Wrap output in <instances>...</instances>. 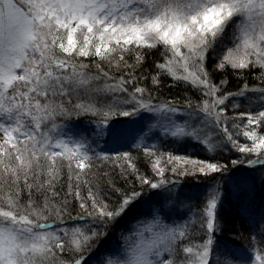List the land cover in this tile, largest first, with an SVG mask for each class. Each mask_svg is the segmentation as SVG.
<instances>
[{"label": "snow or ice", "instance_id": "6c2138e0", "mask_svg": "<svg viewBox=\"0 0 264 264\" xmlns=\"http://www.w3.org/2000/svg\"><path fill=\"white\" fill-rule=\"evenodd\" d=\"M156 50L152 85L167 76L170 86L192 88L199 101L185 97L182 108L154 102L142 85L148 76L136 69ZM111 68L126 71L117 77ZM229 70L238 79L251 72L257 83L244 79L226 91V76L216 80L214 73ZM241 100L248 105L243 112ZM61 120L83 121L91 130L85 135L79 123ZM164 137L212 153L229 146L255 156L234 166H264V0H0V264H91L105 229L144 194L113 186L120 199L110 205L98 196L99 164L119 168L141 189L174 185L165 172L175 175L180 162L193 168L182 175L227 171L148 142ZM101 141L140 150L159 179L142 173L131 151H97ZM72 202L84 214L73 217ZM166 206L150 210L151 218L123 237L111 254L116 259L98 264H264V226L251 249H228L216 239L217 189L187 220L177 213L174 222ZM65 217L84 223L66 227Z\"/></svg>", "mask_w": 264, "mask_h": 264}, {"label": "trees", "instance_id": "16d2710c", "mask_svg": "<svg viewBox=\"0 0 264 264\" xmlns=\"http://www.w3.org/2000/svg\"><path fill=\"white\" fill-rule=\"evenodd\" d=\"M125 58L130 64L133 63V58L131 56H126ZM160 59L161 57L159 56V51L156 50L147 57L145 63L141 67L136 69L137 76L141 74L148 76V79L142 81V85L147 87L153 93V96L155 97L154 102L161 103L164 101L172 100L182 108L185 97H190L194 101H199L201 97L196 91H193L190 87H184L181 85L170 86L172 84V81L167 76H161V83L158 88L152 85L151 74L155 72L154 63ZM213 63L214 60L210 58L209 69H211ZM103 66L105 67V70L109 69V66L107 64H104ZM125 71L126 70H117L115 68H111L112 74L117 77L124 75ZM256 71L259 72V69H256ZM225 76L228 80L226 91L229 92L238 90L244 83V79H246L250 85H254L257 83V81L253 79L251 72H246L244 74V79H238L237 76L233 75L230 70L226 73H214V79L216 80L224 78ZM240 103L241 106L238 111L243 112L246 110V108H248V105L244 103L243 100H241ZM259 107L261 106L257 104L251 108V111L255 113ZM230 115H232L231 112ZM71 122L76 121H70L69 123ZM76 123H79V125L81 126L84 122L80 121ZM169 140H158V143L156 145L160 148L161 151L164 152L196 157L200 160H207L226 165L227 171L209 174L207 176L200 174L179 175L177 174V172L174 175L171 172L166 171L165 177L172 181H175L174 185H168L160 189H150L147 185H144L141 189L139 185L136 184L135 179L132 176H129L128 182H126L121 177L119 168H113L110 163L99 164L97 168L94 169V180L98 185V196L105 199L110 205L114 206L120 199L119 193L113 190V186L123 191H128L131 187H136L137 190L143 191L144 193L139 201L135 205H133L124 216H122L119 220L109 225V227L105 229V231H107L106 237L108 238L111 235L112 237L116 235V233L119 231V228L124 227L132 217L140 213L145 204L151 203L157 206V203H160L164 199L163 194L165 192L174 191L177 194H180L181 198L193 196L192 209L194 210L195 214L204 203L206 194L209 192V190L217 189L220 193L221 198V207L218 210V218L220 220L222 231L217 235L216 239L219 241L221 246L226 248H232L236 246V242L232 240L234 237H236L237 239L240 238L241 240H244L246 242H249L253 236H256L258 240L261 239L258 233L261 227L264 226V222H261L262 224H260L259 226L257 224L253 228L250 227V224L248 223L250 218H259L261 214V212H259L258 209L256 210V207H254L256 202L254 204L252 201H254L255 199H253V197L248 193V191H246V189L241 188L236 190V192L234 193L232 191L233 187L231 185V180L235 179V177L237 176H249L251 178L260 177L259 174L264 172V166H250L248 163L235 166L232 164L233 160L255 159V156H244L243 154L231 149V147L229 146H224L223 148L221 147L219 148L220 150H218V152L211 153L206 151L203 146H200L197 143L189 142L185 144H173L168 142ZM241 142H244L242 137ZM119 150L121 149L119 148ZM123 150L125 149H122V151ZM128 151H131L133 153V156L137 158L136 165L142 173L147 175L149 178L156 180L159 179V177H155L151 172L149 163L140 150L131 147V149ZM105 172H108L109 175L105 176ZM109 181H111V184L109 183ZM258 199L261 200V196ZM246 201H251L252 203L248 205V202ZM70 211L73 217L77 216L78 213L84 214L83 210L80 209L78 203L76 202H72ZM177 220H180V216H177ZM49 223L52 224L51 221H49ZM77 223L83 224L84 221L70 220L65 217V226H72ZM53 226L55 225L53 224ZM239 233H242L247 237L244 239L239 235ZM202 235V233H199L198 238L202 237ZM63 258L68 259V256L65 255Z\"/></svg>", "mask_w": 264, "mask_h": 264}, {"label": "rangeland", "instance_id": "374dc122", "mask_svg": "<svg viewBox=\"0 0 264 264\" xmlns=\"http://www.w3.org/2000/svg\"><path fill=\"white\" fill-rule=\"evenodd\" d=\"M254 118H258V117H254ZM155 119L156 118L154 117L152 122H155ZM176 121L178 123H183V119L180 118L179 114L176 117ZM58 123H69V121L61 120V121H58ZM71 123H76V122H71ZM80 127L83 129L85 135H87L91 130L90 127L85 126V123H83ZM65 131H67V129H65ZM169 139H172V138L170 137H164L162 139L154 138L152 140H149L148 142L157 144L158 140H169ZM219 139H220L219 137H214V140L218 141ZM93 146L95 147V145ZM221 147L223 148L224 145H221L220 147H218L216 152H218V150H220L219 148ZM115 148H118V149L120 148L121 150L119 151H122V149H125L123 151H128L131 149V147L128 146L127 144L114 145L111 142L105 144L103 141H101L97 151L101 149H115ZM180 164L181 166L177 167V174L181 175V173L184 172L185 170H187L188 173L193 171L192 165L184 164L183 162H180ZM259 176L260 177H257V178H254V177L251 178L249 176H246V177L237 176L235 177V179L231 180V185L233 187L232 191L235 193L236 190L238 189H241V188L246 189V191H248V193L253 197V199H255L254 201H252L254 204L256 202L254 207H256V210L258 209V211L261 212L259 218L249 219L248 223L250 225L249 224L248 225L252 228L256 226L257 224L259 226L260 224H262L261 222H264V172L260 173ZM209 191H211V189ZM260 196H261V200L258 199ZM169 197H171V199H169ZM163 198L164 199L160 203H157V206L151 203L145 204L144 208L140 211V213L132 217L130 221L126 223L124 227L119 228V231L116 233V235H114L113 237L111 235L108 238L105 237L104 239L100 240L99 246L95 249L94 252L91 253V256L89 257L91 264H98V261L107 260L108 258L116 259V257L112 256L111 254L113 251L120 249L123 243V237L128 235L130 230H133L136 227H138L139 222L141 220L150 219L151 217L148 216V213L150 212V210L159 209L161 207V204L164 203L165 201H167V206L165 208V211L170 213V215L172 216V220L174 222H180V220H177V216H178L177 213L181 214L184 220H187L189 217L194 215V210L192 209L193 196L181 198L180 194H177L176 192L171 191V192H165L163 194ZM246 202H248L247 203L248 205L252 203L251 201H246ZM55 226H53L52 224V227H55ZM66 227H70V226H66ZM239 235L243 237L244 239L247 237L242 233H239ZM232 240L236 242L235 243L236 246L232 248L230 247L228 249H235L237 251H243L245 249H251L253 247L252 239H250L249 242H246L244 240H241L240 238L237 239L236 237H234Z\"/></svg>", "mask_w": 264, "mask_h": 264}]
</instances>
